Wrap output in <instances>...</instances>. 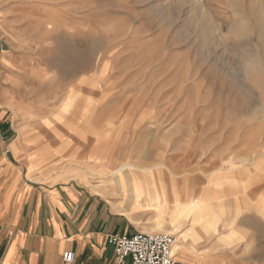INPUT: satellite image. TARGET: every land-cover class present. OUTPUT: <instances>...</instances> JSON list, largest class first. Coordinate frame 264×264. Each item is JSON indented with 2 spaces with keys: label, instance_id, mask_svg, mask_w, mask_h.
Returning <instances> with one entry per match:
<instances>
[{
  "label": "rangeland",
  "instance_id": "1",
  "mask_svg": "<svg viewBox=\"0 0 264 264\" xmlns=\"http://www.w3.org/2000/svg\"><path fill=\"white\" fill-rule=\"evenodd\" d=\"M196 1L0 0L2 106L34 156L46 150L50 182L110 194L127 164L152 168L162 191L193 181L172 219L107 196L133 224L174 235L184 264H264V67L243 56L257 35L227 37L231 0H200L221 28L204 40L185 24Z\"/></svg>",
  "mask_w": 264,
  "mask_h": 264
},
{
  "label": "crops",
  "instance_id": "2",
  "mask_svg": "<svg viewBox=\"0 0 264 264\" xmlns=\"http://www.w3.org/2000/svg\"><path fill=\"white\" fill-rule=\"evenodd\" d=\"M1 48L0 35V66L5 59ZM2 103L0 84V264H66L67 253L75 254L72 264H117L111 237L149 231L133 224L122 210L126 202L118 206L107 197L120 195L132 199V207L140 206L130 190L134 175L123 180L127 193L112 181L110 194L104 195L86 181L50 182L39 164L46 150L34 156L31 138L17 137L13 111ZM178 257L184 264L179 251Z\"/></svg>",
  "mask_w": 264,
  "mask_h": 264
},
{
  "label": "bare ground",
  "instance_id": "3",
  "mask_svg": "<svg viewBox=\"0 0 264 264\" xmlns=\"http://www.w3.org/2000/svg\"><path fill=\"white\" fill-rule=\"evenodd\" d=\"M195 3L198 6V8L196 7L197 11L192 13V15L191 14L190 15L188 14L189 16L187 15L188 17L185 20V24L191 30L200 33L202 37L206 36L205 34L208 33L209 31H212V29H217L218 32H221V28L219 29L215 25V22L204 11L203 7L201 6L200 0L196 1ZM231 3L235 9L236 22L230 25L229 33L227 37H230L232 39H245V38L254 37L253 35H257V39H256L257 41H256V45L253 48V51L245 48L243 51V56L245 61L247 62L246 65L248 67V71L256 67H260L263 69L264 67V5L259 1L247 4L245 0H231ZM184 6H185V0H172V9L179 10V9H183ZM132 168H134L135 170L140 169L134 165L127 164L124 166H120L119 168H117L112 172L111 174L112 181L116 182L119 192H124V193L128 192L127 190L129 189H127L126 183L123 180L125 178V175L133 174L134 175L133 180L131 181V184L133 183V185L132 188L130 189L132 192L133 200L139 202L145 197V195L149 196L151 201V206L155 209L161 210L163 213L168 214L172 219L173 213L175 214L177 210H179L184 206L181 202L174 203L173 202L174 197L176 195H182L183 193H186L185 190L193 186L194 184L193 181L187 183L186 189L182 191H177V189L173 187L172 183L168 184L167 182H165L166 190L162 191L160 190V187L164 185V183L157 182L155 178L152 177L154 175L152 168L142 169L143 171H145L146 174L143 175L142 177L138 176L136 178L134 172H130ZM121 184H122V188H119ZM168 191H170V193ZM196 199L197 198H194V200ZM173 205L175 207L172 208ZM209 208H212V210L214 209L213 206H210ZM183 216L184 215H182L181 217L183 218ZM194 221L198 222L199 219L195 218ZM145 233H155V231H145ZM178 250H179V246L176 243L174 247L175 256L178 255Z\"/></svg>",
  "mask_w": 264,
  "mask_h": 264
},
{
  "label": "built area",
  "instance_id": "4",
  "mask_svg": "<svg viewBox=\"0 0 264 264\" xmlns=\"http://www.w3.org/2000/svg\"><path fill=\"white\" fill-rule=\"evenodd\" d=\"M110 242L117 264H179L174 253L177 241L172 234H115ZM74 260V253L65 254L66 264H72Z\"/></svg>",
  "mask_w": 264,
  "mask_h": 264
}]
</instances>
